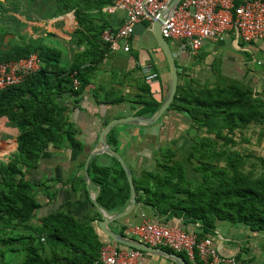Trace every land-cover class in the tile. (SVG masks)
Listing matches in <instances>:
<instances>
[{
  "label": "trees",
  "instance_id": "16d2710c",
  "mask_svg": "<svg viewBox=\"0 0 264 264\" xmlns=\"http://www.w3.org/2000/svg\"><path fill=\"white\" fill-rule=\"evenodd\" d=\"M27 1L32 6L27 9L28 18L50 19L73 12L77 25L74 32L70 31L74 53L69 64L64 65L62 50L46 42V36L53 35L52 32L38 36L19 34L18 41L5 44L8 29L0 24L1 61L19 59L32 52H37L42 60L41 68L25 81L0 91V117H6L19 130L17 148L0 160V229L7 235L0 239V257L3 255L1 244L21 243L26 253L21 264H96L100 249L107 242L94 223L101 213L97 211L86 220L65 210L41 213L45 201L39 199V194L51 199L57 191L49 193L46 180L37 183L30 173L40 167L53 148L83 151L86 147L70 117L72 106L62 100L65 94H70L76 103L91 83L90 72L110 52L101 35L105 29L115 27L114 16L104 11L114 0ZM4 3L0 0L1 20L8 14L15 16L17 9L11 12ZM68 16L62 18V29L75 23ZM183 76L179 71L178 89L168 110L184 111L193 127L214 133L215 137L187 133L186 140L159 147L154 157L155 168L144 169L141 175L134 176L137 201L156 210L165 223L173 217L182 219L185 226L199 223L201 230L197 233L201 237L212 234L218 221L241 224L253 233L264 235V158L257 157L259 164L252 161L249 165V156L231 148L222 149L218 141L220 138L232 140L229 133L253 123L264 125V90L257 91L237 79L221 78L210 85L201 84L195 78L182 82ZM75 78L79 81L77 87ZM138 83L140 91L130 100L142 105L139 114L152 116L162 105L163 97L157 100L144 78H138ZM115 92V89L109 90L104 100L99 101L126 100L125 96L108 97ZM107 137L117 148L116 127ZM177 152L182 153L181 158ZM99 156H94L89 165L91 182L99 187L96 200L103 209L120 212L130 202L126 171L114 156H111L112 165L99 164ZM78 178L87 192L84 176L70 181L76 186ZM119 233L130 235L126 225ZM160 247L181 255L191 264H205L198 258L190 260L185 252ZM240 257L241 254L236 255L237 259Z\"/></svg>",
  "mask_w": 264,
  "mask_h": 264
},
{
  "label": "crops",
  "instance_id": "0c3cea01",
  "mask_svg": "<svg viewBox=\"0 0 264 264\" xmlns=\"http://www.w3.org/2000/svg\"><path fill=\"white\" fill-rule=\"evenodd\" d=\"M17 2L19 9L15 10V16L19 26L21 25L26 29V32H29L28 28L32 29L35 25H40L35 16H32V18L27 17L28 6H26L25 2L23 0H17ZM112 19L114 26H119L125 19V13L119 11ZM59 33L55 32L53 34L59 36ZM70 35L68 38L62 37V35L60 37L66 41L72 56L74 46L70 42L72 34ZM130 45L131 51L124 52L132 54L130 58L116 56L115 52L110 51L105 56L104 62L96 65L93 71L90 72L91 83L78 97L76 103H74V99L70 94H65L63 97L62 101L72 106L70 117L77 125L78 137L86 147L83 151L71 148H53L42 160L40 167L31 171L30 174L35 182L40 183L46 180V185L49 186L47 189L49 193L57 191L56 195L51 199L41 193L39 194V199L43 202L45 201L44 207L40 210L41 213L65 210L73 213L80 220H86L99 211L93 203V199L98 195L99 187L92 184V182H88L85 174V165L82 166V164L86 162L90 152L99 148L100 132L110 120L129 115L145 116L138 113L142 105H136L130 100L140 91L138 78H143L137 65L138 62L151 61L154 63L160 77L157 82L150 84V86L157 100L163 97V103L169 88L170 70L165 55L153 35L152 27L146 26L145 22L137 24L135 33L130 40ZM181 61L184 69H187L188 66L192 67L193 63L200 64L202 62L200 65L206 69L207 73L215 75L216 79H218L215 83L221 78H231L250 84L254 86L255 90H259L258 88H260L259 91L264 90V39H256L250 43H244L237 38L234 30H230L223 40H205L197 55H183ZM135 65L138 70H136V74H133L132 69H136ZM114 67L119 68L116 73L111 70ZM231 72L234 74H231ZM111 89L118 91L121 94L120 96H125L126 100L120 103L100 102L99 100H104L107 92ZM120 96H114L112 99ZM120 112H123V114H120ZM192 124V120L187 113L170 109L153 124L121 123L115 126L119 140L117 148L113 147L109 142L108 133L106 134V139L124 157L133 176H139L144 169H153L154 157L158 155L159 147L169 145L171 144L169 142H173L175 138H178V135L187 133L188 128ZM18 132L16 127L6 117H0V160L6 159L17 148ZM97 155H100L97 162L101 165H112L114 163L112 155L107 153ZM80 176L85 178L87 192L82 187V182L79 178L76 180V186L75 182L70 181L72 178ZM103 210L111 215L117 213V211L109 212L105 209ZM101 217L96 219L94 223L97 224L101 237L108 242V237L98 226V220ZM144 218L159 224L180 226L191 232H199L201 230L199 223H191L185 226L183 220L176 217L167 221L166 224L164 217H159V213L156 210L138 201L134 212L121 219L112 221L109 223V227L119 232L126 225L128 231L131 224L141 222ZM237 229L239 230V228ZM247 230L244 227L240 231L245 235ZM209 236L212 237L219 253L234 259V262L230 264L251 262L244 256L240 257V259L236 258L237 254L242 255L241 252H243V246H245L244 241L248 240V236H253L250 230L247 232L245 239L240 237L241 234L238 235L239 237L234 236V234L225 235L221 233V228L217 225ZM139 264L177 263L159 254L143 253Z\"/></svg>",
  "mask_w": 264,
  "mask_h": 264
},
{
  "label": "built area",
  "instance_id": "2783aa9c",
  "mask_svg": "<svg viewBox=\"0 0 264 264\" xmlns=\"http://www.w3.org/2000/svg\"><path fill=\"white\" fill-rule=\"evenodd\" d=\"M172 0H114L104 11L115 16L125 13L124 21L102 32V40L111 52L131 51L130 40L139 23L153 21L164 12ZM181 0L164 19L162 35L169 42L177 64L182 56L197 55L205 40H223L227 32L234 30L244 43L264 39V0ZM42 60L37 52L14 59L0 60V91L17 85L41 68ZM143 78L152 84L160 74L151 61L138 62ZM181 67V66H180ZM178 67V69H180ZM75 87L79 86L77 78ZM130 236L155 247L166 246L176 252H185L190 260L197 258L205 264H230L233 258L219 253L211 236L201 237L197 232L186 231L180 226L165 225L144 218L131 224ZM143 252L111 241L100 249L96 264H139Z\"/></svg>",
  "mask_w": 264,
  "mask_h": 264
},
{
  "label": "rangeland",
  "instance_id": "374dc122",
  "mask_svg": "<svg viewBox=\"0 0 264 264\" xmlns=\"http://www.w3.org/2000/svg\"><path fill=\"white\" fill-rule=\"evenodd\" d=\"M4 6L7 10H10L11 12L14 11V8L19 9V5H15V3L13 2V0H3ZM15 2H17V0H15ZM26 6H28L29 9L32 8V6L30 5L29 1L24 0ZM16 9V10H17ZM35 9V8H34ZM4 10V9H3ZM10 13V12H8ZM7 13V14H8ZM4 15V14H3ZM2 15V16H3ZM69 15V16H68ZM70 15L73 17L72 19L74 20L73 22H75V24H71V27H67L62 29L61 27V23H62V18H64L65 16L70 17ZM1 17V15H0ZM36 17V16H35ZM37 18V17H36ZM3 20L0 19V24L5 25L8 29V32L6 33L5 36V44H12L15 41H18L19 38V34H27V35H33V36H38L41 34H46V32H52V33H59V36L56 35H47L46 36V42L48 44H51L59 49L62 50L63 52V58H62V64L67 65L69 64V62L71 61V54H70V49L67 46V43L64 39H62L60 36L62 35V37H70L73 32H74V28L77 25L76 19H75V15L72 14V12H69L67 14H64L62 16L56 17V18H50V19H37V22L40 25H35L32 29L28 28L27 30L29 32H26V29H24V27H22L21 25L19 26L18 24V20L15 16H13L12 14H8L7 16L2 17ZM32 20V19H30ZM73 25V26H72ZM13 31L15 33H13ZM19 31V32H18ZM70 31H73L72 33ZM152 40L154 41V39L152 38ZM114 54H116V56H121L124 58H130L132 56V54L130 53H124V51H118L115 52ZM196 57V56H195ZM200 59V58H199ZM201 60V59H200ZM198 60V61H200ZM205 62V61H204ZM202 63V62H201ZM200 63V64H201ZM180 69L179 71L183 72L184 76L182 78V82L186 79V78H195L198 82L200 83H204V84H214L216 80L215 75H210L207 73L206 69L203 68L202 65L195 64L193 63L192 67L188 66V68L184 69L182 68V61H180ZM136 67V65H135ZM117 67H114L113 70L115 73L117 71ZM136 70H138V68L136 67L132 69V73L136 74ZM231 74H234L231 72ZM206 81V82H204ZM260 90V88H258ZM257 90V91H259ZM121 94L116 91L113 94H108V96L110 98L112 97H116V96H120ZM120 114H123V112H120ZM16 131H19L16 128ZM228 132L227 130H225V133ZM187 133L189 134V136L194 135L196 137H201V136H208L210 135L211 137H215V134H208L205 132V130H197L195 127H193V125H191L188 130ZM187 133L184 134H180L175 138L174 141H184L186 140L188 137ZM230 137L232 138V140H225V139H218L219 141V147L224 149V148H231L232 150H236L238 152H240L243 155L249 156V165L252 164V161H257V157H263L264 158V125H258V124H251L249 127L247 128H243V129H236L234 130L232 133H229ZM168 143V142H167ZM169 143H173V142H169ZM182 153L181 152H177V156L178 158H181ZM195 162V159H194ZM224 164V163H223ZM259 164V162L257 163ZM156 165V161L155 163H153V168H155ZM259 167V166H258ZM152 169V168H151ZM217 225L219 226V228H221V233L225 234V235H232L234 234V236L239 237L238 235L241 234L240 237H244L246 239L247 236V232H249V229L247 230V232L245 231V235L240 231L243 230V228L245 227L244 225L241 224H233L227 221H218ZM239 228V230L237 229ZM240 232V233H239ZM251 232V231H250ZM253 232H251L252 234ZM9 235H11L9 233ZM13 235H15V233H13ZM6 233L4 229H0V239L2 237H6ZM248 240L244 241L245 242V246H243V252L242 256H244V258L246 257L247 260L249 259L251 262H248L246 264H264V235L263 234H257V233H253V236H248ZM136 239H138L136 237ZM21 243H11L8 245L5 244H1V249L3 251V255L0 257V264H21L22 261L25 259L26 257V253L25 251L22 249ZM17 247L16 250H13V247Z\"/></svg>",
  "mask_w": 264,
  "mask_h": 264
},
{
  "label": "water",
  "instance_id": "95a60500",
  "mask_svg": "<svg viewBox=\"0 0 264 264\" xmlns=\"http://www.w3.org/2000/svg\"><path fill=\"white\" fill-rule=\"evenodd\" d=\"M181 0H172L171 3L169 4L168 8L162 12V14L159 16V18L155 19L152 24V32L153 35L163 51L165 58L168 62L169 70H170V83H169V88L166 94V97L158 109V111L152 115V116H141V115H129L126 117L122 118H115L110 120L101 130L100 135H99V148L93 150L92 152L89 153L86 162H85V174L88 182H91V177L89 174V165L90 161L93 158L94 155L100 154V153H107L109 155L114 156L117 158L121 165L123 166L124 170L126 171L129 183H130V188H131V195H130V202L128 206L120 211L117 212L113 215L108 214L106 211H104L101 206L99 205L98 201L96 198L93 199V203L95 206L98 208V210L102 213V217L100 220H98V226L100 230L108 237V239H111L115 241L116 243L122 244L126 247H133L136 249H139L145 253H154V254H159L162 256H165L177 264H191L188 262L184 257L181 255L175 253V252H170L162 247H155L151 246L139 239H136L130 235H125L121 234L109 227V223H111L114 220L120 219L122 217H125L132 212H134L136 205H137V192H136V186L134 183V176L133 173L128 166L126 160L124 157L116 151L107 141L106 139V134L115 126L121 123H131V124H153L157 122L163 115L164 113L168 110L170 107L172 101L175 98L177 89H178V84H179V69L177 65V59L174 55V52L169 44V42L166 40V38L162 35V24L164 19L170 14V12L177 6V4ZM74 15V13L72 12Z\"/></svg>",
  "mask_w": 264,
  "mask_h": 264
},
{
  "label": "bare ground",
  "instance_id": "6f19581e",
  "mask_svg": "<svg viewBox=\"0 0 264 264\" xmlns=\"http://www.w3.org/2000/svg\"><path fill=\"white\" fill-rule=\"evenodd\" d=\"M71 16V15H70Z\"/></svg>",
  "mask_w": 264,
  "mask_h": 264
}]
</instances>
